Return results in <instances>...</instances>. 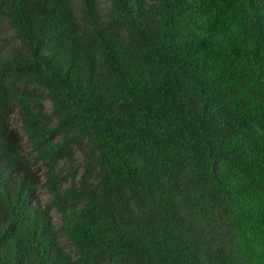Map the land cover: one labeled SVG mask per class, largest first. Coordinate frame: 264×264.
<instances>
[{"label": "trees", "instance_id": "trees-1", "mask_svg": "<svg viewBox=\"0 0 264 264\" xmlns=\"http://www.w3.org/2000/svg\"><path fill=\"white\" fill-rule=\"evenodd\" d=\"M1 21L0 264H264V0Z\"/></svg>", "mask_w": 264, "mask_h": 264}, {"label": "rangeland", "instance_id": "rangeland-1", "mask_svg": "<svg viewBox=\"0 0 264 264\" xmlns=\"http://www.w3.org/2000/svg\"><path fill=\"white\" fill-rule=\"evenodd\" d=\"M102 1H104V0H102ZM0 27H1V31L3 29V31L5 32V36L7 38H9V40H11L9 37L8 27L6 26V24L1 21ZM45 106H46V108L49 109V102L48 101H45ZM12 121H13L14 126H16V127L19 126V120H18V116L16 113L12 114ZM77 157H78V161H81V156L78 152H77ZM37 195L44 201L47 200L48 196H49L48 193L43 189H39ZM52 213H53V217H54L55 222L58 224L59 223V214L56 213L55 211H53Z\"/></svg>", "mask_w": 264, "mask_h": 264}]
</instances>
